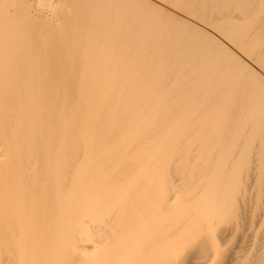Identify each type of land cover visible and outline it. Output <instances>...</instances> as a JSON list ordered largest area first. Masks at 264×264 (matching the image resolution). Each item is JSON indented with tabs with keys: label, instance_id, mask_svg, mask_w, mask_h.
Here are the masks:
<instances>
[{
	"label": "bare ground",
	"instance_id": "1",
	"mask_svg": "<svg viewBox=\"0 0 264 264\" xmlns=\"http://www.w3.org/2000/svg\"><path fill=\"white\" fill-rule=\"evenodd\" d=\"M0 264H264V0H0Z\"/></svg>",
	"mask_w": 264,
	"mask_h": 264
}]
</instances>
